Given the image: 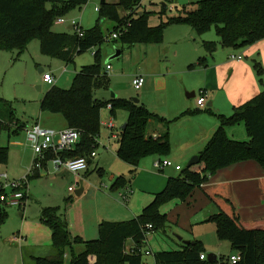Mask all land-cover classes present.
<instances>
[{"label":"trees","instance_id":"16d2710c","mask_svg":"<svg viewBox=\"0 0 264 264\" xmlns=\"http://www.w3.org/2000/svg\"><path fill=\"white\" fill-rule=\"evenodd\" d=\"M88 1L0 0V48L18 50L21 54L32 39H38L43 54L70 63L77 54L100 46L107 39L100 26L103 18L116 22L112 33L127 24V30L119 38L114 39L122 44L161 43L166 26L174 23H187L199 35L215 27L220 42L204 40L202 46L208 54H213L220 45L225 48L247 47L264 39V0H200L196 8H184L177 16L166 20L162 18L155 26L149 24L152 12L143 11L140 14L135 10L139 0H118L115 3L108 1L102 3L101 0L98 23L93 28L84 29L83 36L75 30L54 31L53 26L59 17L69 9ZM121 8L128 11L125 16H121ZM167 8L168 4L164 3L161 13L166 12ZM94 56L95 61L92 64L82 66L75 74L71 87L63 88L55 84L41 100L42 111L62 114L68 127L81 132L80 142L75 149L58 154L51 153L48 160L57 155L63 159L86 157L90 165L91 153L99 147L103 108L111 105L109 110L112 115H115L118 109L129 112L126 125L121 128L119 135L117 155L133 167L130 173L134 176L143 158L151 155L162 158L170 153L169 126L172 122L202 112V109H188L175 120H168L153 113L144 103H136L133 99L97 98L94 96L95 89L107 87L110 77L109 70L101 63L99 49ZM197 66H207V56H202L197 62L189 65L190 68ZM254 68L257 75L262 78L263 64L255 59ZM4 103L9 110L6 115L0 117V133L3 129L9 132L24 129L25 125L20 123L14 110L12 111L9 104ZM205 110L211 112V108ZM216 116L220 122L219 127L198 154L199 162L186 166L178 176L169 177L164 189L156 193L152 202L133 219L120 222L103 221L99 224L98 237L84 240L80 236L72 235L59 207L43 208L41 219L52 229L53 251L48 256H34L35 264H67L66 249L75 243H84L85 248L79 253H73L69 264H146L143 250L148 234L166 231L169 223L168 214L162 211V206L172 201L186 202L195 189L209 181L219 169L234 163L254 160L264 170V90L236 107L231 115ZM153 119L168 125L165 134L157 137L148 134V125ZM239 123L245 124L249 140H237L228 135L227 128ZM9 153V146L0 144V163H8ZM46 164L47 161L43 163L44 167ZM28 177L30 178L31 174ZM131 178L118 176L112 184V189L127 188ZM261 186L264 190V177ZM204 191L217 208L207 221L215 223L218 239L229 241L234 254L241 257L235 263L230 259L221 263L264 264V217L255 220L243 219L233 202L228 182H219ZM6 208L0 205L2 221L8 216ZM149 224L152 225L151 229L148 228ZM128 240L134 241L132 253L125 251ZM175 242L178 244L177 248L155 253L156 264L220 262V258L215 261L207 259L206 248L200 240L189 244L179 240ZM202 254L206 255L205 259H201Z\"/></svg>","mask_w":264,"mask_h":264},{"label":"rangeland","instance_id":"374dc122","mask_svg":"<svg viewBox=\"0 0 264 264\" xmlns=\"http://www.w3.org/2000/svg\"><path fill=\"white\" fill-rule=\"evenodd\" d=\"M108 1L115 3L118 0ZM199 1L200 0H173L171 2V0H139L135 10L139 12L144 8L146 11L152 12L149 17V24L155 26L161 22L162 18L166 20L169 17L177 16L179 11L184 8H196ZM100 3L101 0H89L86 4L69 9L62 17L69 20L78 19L81 22L82 28L85 30L93 28L98 23L99 11L96 9V6L100 5ZM164 3L168 4L169 8L166 9V12L161 13L164 8ZM127 12L128 11L121 8V16H125ZM115 25L116 22L112 19L107 18L102 20L100 22L101 31L105 37L107 36V39L102 45L92 47L81 54H77L74 61L70 63H66L58 57L43 54L38 39H32L27 49L21 54H19L18 50L10 51L0 48V117L6 115L9 110L8 106L4 103L6 102L10 105L12 111L14 110L19 121L22 120L28 124L36 122L40 118V101L45 93L55 84L63 88L71 87L75 73H77L82 66L92 64L95 61L94 54L99 49L103 67L106 68V65L110 64L111 69L108 71L110 77L108 86L95 89V97L104 100H110L114 97L125 99L139 98L141 101L145 99L153 112L158 113L160 116L169 115L170 118L167 119L175 120L181 112H177L176 109H171L172 111L170 112V106L167 102L168 98L175 101L181 96L185 102L189 103L195 98H189L187 92H198L201 88L199 84L203 81V71L198 70L197 67L190 68V63H186L185 57L188 51L185 50V44L188 42V44H191L196 49L200 48L205 51L202 47V42L203 40L210 39L209 37H212V35L217 37L216 28L212 27L204 34L199 35L193 30L191 25L187 23H174L166 26L161 43L138 42L134 45H130L122 44L119 40H114L111 37ZM68 27L69 22H55L53 29L57 32H65L68 31ZM185 35H187L186 37L189 41L184 40ZM193 38L195 40H193ZM250 46L226 48L215 56L217 58L221 57L225 60H231L230 56L232 54H244V60L248 61L250 65L252 64L254 68V60L257 59L261 62V59L258 54L252 55L251 53L247 54V52H245ZM118 49H123V52L115 56ZM212 57H210L211 60ZM41 67L45 70L44 72H49L54 75L56 78L54 84L43 82L42 78L44 72H40ZM66 69H68V71H66ZM136 74H143L146 76V79H149V77L154 79L160 78L161 80H159L158 84H167L168 89L159 91L153 85L147 86L148 90L145 96H143V90L135 89L132 83ZM256 76L259 86L262 88L261 91H263L264 75L261 78L256 72ZM183 77L193 85L198 86L185 89L182 85ZM217 96L219 102L224 101L225 95L223 91L217 90ZM53 114L55 113L45 111L43 120L50 119V116H53ZM56 115L62 120H65L62 114L56 113ZM102 116L104 118L107 117V108H103ZM113 116L114 115H111V118L117 123L118 129L127 122L129 112L125 109H118L115 116ZM187 116L192 117L193 114ZM177 123L182 130L183 123L176 120L171 127V151L168 155L163 156L162 159L167 158L171 160L172 139L179 135V132L176 131ZM234 126H236L234 129L235 131H230L229 136L234 133L239 139L248 138L244 123H239ZM24 130L20 129L17 132H9L7 129H3L0 133V144L4 146L9 145V143L11 144L13 138L26 135V127ZM242 130L243 136L241 134ZM113 142L116 143L114 148L105 151L107 156L117 155V142L116 140ZM11 148H13L12 145L9 148L10 151ZM203 149L204 148H202V150ZM12 156L15 162L11 163L12 170L17 172L19 170V163L17 161L16 152L14 153L12 151ZM100 156L101 154L97 155L99 158ZM194 156H190L186 160L183 169L188 166V163ZM119 162L125 166L123 161ZM9 164L0 163V184L4 181L2 175L8 174L7 167ZM50 165L49 169L51 171V167H53L52 163ZM29 170L24 176L29 174ZM89 172L90 174L88 173L89 175L86 177L90 179L87 180L88 183L101 187L102 185L104 186V183L108 182L107 178L109 173L107 170L103 171L102 174L97 167L95 168V165H92ZM156 172L160 173L159 170ZM180 173L181 172H177V175ZM32 174L33 173H31V175ZM54 178H56L55 173L51 171L50 174H47L46 170L43 171L41 178L37 177L33 179L30 177L29 180L32 187L29 199L21 208L15 206H8L6 208L8 216L3 221L0 219V264H35L34 256H48L52 253L53 247H50V243L53 242L52 229L49 224L39 218L41 216H37L36 211L40 210V206L42 205L47 207L57 206L59 207L60 213L64 210H71L74 208L71 206L72 199L77 198L78 195L76 191H74L71 195L72 198L69 197L66 199L70 194H68V188L73 184L76 189L81 186L77 181H67L64 176H61V179ZM165 186L166 184L155 193L163 190ZM153 199L154 197L152 200ZM167 204L162 206V211L168 214V212L171 211L169 210L171 205ZM174 204H176L175 201H173L172 206H174ZM180 214L182 222L188 221L189 212L187 210H181ZM197 217L198 218L192 219L196 234L201 235V233H204L207 236L210 235V237L213 236V238H217L215 223L200 220V214L197 215ZM170 222L168 223L169 227L166 228V231H155L148 235L149 241L146 243L143 250H151V254L144 253V261L148 264H156V252L177 248L175 240L178 241L179 239L176 235H180L184 238L193 236L192 233L186 232L184 229H180ZM185 239L189 240L187 238ZM130 244L131 243L128 242V245ZM220 247L221 251H219V254L221 257L219 264H222L221 262L230 259L233 251L229 241L224 240ZM71 249L72 247L66 249L67 254H65V261L67 263H70L72 258Z\"/></svg>","mask_w":264,"mask_h":264},{"label":"crops","instance_id":"0c3cea01","mask_svg":"<svg viewBox=\"0 0 264 264\" xmlns=\"http://www.w3.org/2000/svg\"><path fill=\"white\" fill-rule=\"evenodd\" d=\"M143 11L146 10L142 8L139 13L141 14L143 13ZM102 20L105 19L103 18ZM71 27L72 25L69 23L68 31L73 30V28L71 29ZM186 36L187 35H185L184 40L189 41ZM209 38L210 39H207V41H216L218 43L220 42V38H218V36L215 37L212 35V37ZM193 40L195 39L193 38ZM225 49V47H222L220 45L213 54H208L206 49L205 51H203L200 48L196 49L191 44H188V42L187 44H185V50L188 51L187 56L185 57L186 63L192 64L197 62L200 57L207 56V66H197L198 70L203 71V81L199 84L201 86L199 91L187 92V94H189V98L195 99H193L189 103L185 102L183 98H181V96H179L178 100L175 101H172L170 98H168L167 100L170 106V112L172 111L171 109H176L177 112L181 113L188 109H202V112L193 114L192 117L184 116L178 119V121H181L183 123V127L181 130L179 124L177 123L176 131L179 132V135L172 139V154L170 157L174 163L172 166L157 169L154 165V162L160 159V157L157 155H151L141 160L134 176H131L130 172L133 168L131 165L121 160L118 155L107 156L105 154V151L114 148V145L116 144L113 142L114 140H116L117 142L116 148L118 149L119 147V138H113L112 133L120 135L121 128L124 126V124L121 126V128L117 129L118 125L115 122V127L113 129H109L104 125L102 126L98 147V154H101V156L100 158L97 156L94 158L91 157V163L89 165V169L87 170L89 171L92 165H95V168L97 167L98 169H100V172L102 174L103 171L107 170V172L109 173L107 178L108 182L104 183V186L102 185L100 187L88 183L87 180L90 179L86 177L90 174V172L89 174L87 173V171L82 172L80 174H73L67 171L66 169L57 170L52 164L53 167H51V171L55 173L56 177L54 179H61V176H64L67 181H77L81 184V186H83L82 193L78 195L77 198L72 199L71 206H73L74 208H72L71 210L61 211V215L65 219V221H67L73 236H80L84 240L95 239L99 235L98 229L99 224L101 222L127 221L141 214L143 209L149 203L152 202V198L156 194L155 192L160 190L159 188H162L164 184H167L168 178L178 176L177 172H181L183 170V165L186 160L190 156L198 155L202 151V148L206 146L207 142L213 136L220 124L216 114H223L229 116L232 114V112H234L236 107L243 105L244 103L251 100L253 97L260 93L262 88L259 86V83L257 81V76L255 72L256 70L255 68H253L252 64L250 65L248 61L244 60V54H232L230 56L231 60H225L221 57L217 58L215 56L221 51H224ZM118 52L122 53L123 49H118L115 56H118ZM245 52H247V54L251 53L252 55L258 54L264 66V39L250 46ZM210 57H212V60L210 59ZM239 57H241V59H238ZM108 65L110 64L106 65V69H108ZM44 71L45 70L41 67L40 72L42 73ZM66 71H68V69H66ZM137 75L139 74H136L135 76ZM144 77L145 83L141 89V91L143 90L144 92L143 96H145V93L148 90L147 86L149 87L153 85L159 91L168 89L167 84H158L159 80H161L160 78L154 79L149 77V79H146V76ZM182 82V85L185 89H190L198 86L193 85L184 77L182 79ZM217 90L224 92V101L219 102ZM202 91L205 92L204 94L206 98V104L204 106H200L198 104V98L201 95ZM193 93L195 95L191 96V94ZM140 102L144 103L149 108V105L146 103L145 99H143V101L140 100ZM207 108H211L212 113L206 111L205 109ZM155 114L159 115L158 113ZM111 115L112 114L109 108H107V117L104 118L102 116V121H109ZM166 116L161 117H164L166 119L170 118L169 115ZM44 117L45 111L41 110L40 118L33 124L40 123L43 127L57 130H62L68 127L66 119L62 120L61 118H59L58 115H56V113L53 114V116H50V119L43 120ZM174 122H172L169 126L170 139L171 127ZM20 123L24 125L28 124L27 122H23L22 120H20ZM33 124L31 123L25 125V127H30ZM167 126L168 125L166 123L159 121L158 119H153L149 122L148 134H152L154 136H161L167 131ZM235 127L236 126H231L227 128L228 135H230V131H235ZM232 134L233 135H231L230 137L233 139L243 141L249 140V136L245 139H239V137L234 135V133ZM241 134L243 136V130ZM11 142V144L9 143V145H7L10 147L11 145L13 146V148H11V151L9 149L10 153L8 164H10L7 167L8 176L10 179H21L23 178L22 176H24L28 172L30 166L33 164L34 150L30 142L27 140L26 135L15 137ZM12 151L14 153L16 152L17 161L19 163V170L17 172L12 170L11 166V163H15L13 160ZM119 161H123L125 166H123ZM50 164L51 163H47L43 169L34 172L31 175V178H41L44 170H46L47 174H50ZM177 165H180L182 169L178 170L176 168ZM158 170L160 173L156 172ZM120 175H123L128 178L132 177L128 185L130 192L128 194L127 200H124L120 195L125 188L112 189L113 182ZM263 177V168L254 160L237 162L230 166L221 168L214 175L211 176L209 181L204 183L201 187L195 189V191L187 199L186 202L176 203L174 204V206H172L173 201L167 204L171 205V207L169 208V210L171 211L168 212L169 222L171 221L170 223L175 224L176 227L184 229L186 232L192 233L193 236L185 238L191 241L200 240L204 244L207 254L208 252H214L215 254H217L219 259L221 257V255L219 254V251H221L220 246L223 241H220L218 237L213 238V236L210 237V235L207 236L204 233H201V235L196 234L194 224L192 223V219L198 218L197 215L199 214L200 220L207 221L208 217L217 211V208L211 203V200L206 196L204 190L208 187L216 185L219 182H228L230 184V191L233 202L243 219L255 220L264 217V190L261 186ZM29 184L28 199L29 196H31L30 190L32 187V184ZM81 186L79 188H81ZM70 187H73L74 190L71 191ZM79 188L76 189V187H74V184L70 185L68 188V194H70L66 199H68L69 197L72 198V193L78 190ZM45 207L47 206H40V210L36 211L37 216H41L40 214H42V210ZM181 210H187L189 212V217L187 219L188 221H181ZM39 218L41 219V217ZM148 241L149 237L146 243H148ZM128 242H130L131 244L128 245ZM128 242V246L134 245L133 240H128ZM51 246L52 243H50V247ZM83 247L85 248L84 243L73 244L71 254L83 251ZM232 254H234V252ZM146 264L148 263L146 262Z\"/></svg>","mask_w":264,"mask_h":264},{"label":"built area","instance_id":"2783aa9c","mask_svg":"<svg viewBox=\"0 0 264 264\" xmlns=\"http://www.w3.org/2000/svg\"><path fill=\"white\" fill-rule=\"evenodd\" d=\"M96 9L100 10V5L96 6ZM57 23H67L69 22L73 30H75L80 36H83L84 29L82 28L81 22L78 19H65L64 17H59L56 20ZM127 24L123 26L119 31H116L111 34L113 39L119 38L126 30ZM238 59H241L239 57ZM108 70L110 69V65L107 66ZM43 81L48 84H54L56 82V78L52 73L44 72L43 73ZM133 86L137 90H141L145 83V77L143 75H137L133 78ZM205 92L202 91L201 95L198 98V104L200 106H204L206 104ZM111 105L108 106L110 109ZM102 126H106L109 129H113L115 127V123L113 118H110L107 122H101ZM27 140L30 142L33 150H34V161L29 170V174L34 173L37 170L43 169V163L47 161V163H52L57 170L66 169L67 171L73 174H80L82 172H86L89 169L88 158L86 157H76V158H67L63 159L59 155L48 160V156L51 153L58 154L63 151H71L75 149L77 144L81 139V132L72 127H67L62 130H55L43 127L40 123H35L30 127L26 128ZM113 138H119V135L116 133H112ZM155 137H157L155 135ZM98 155V149H95L91 156L92 158ZM154 165L157 169H162L167 166H172L173 162L167 158H160L154 162ZM176 168L182 169L180 165H177ZM28 174V175H29ZM25 176L21 179H10L8 174H3L2 177L4 181L0 184V205L1 206H15L21 208L26 200L28 199V184L29 177ZM70 190L73 191L74 188L70 187ZM130 192L129 187L125 188L124 191L120 194L124 200L128 199V194ZM148 228L151 229L152 225L149 224ZM149 235V234H148ZM147 241V240H146ZM134 245L128 246L126 245V252H133ZM146 254H151V250L143 251ZM206 255L202 254L201 259H205ZM239 254H234L230 257L232 263H235L240 260Z\"/></svg>","mask_w":264,"mask_h":264},{"label":"water","instance_id":"95a60500","mask_svg":"<svg viewBox=\"0 0 264 264\" xmlns=\"http://www.w3.org/2000/svg\"><path fill=\"white\" fill-rule=\"evenodd\" d=\"M106 0H102V3H104ZM166 7V6H165ZM73 27H71V29H72ZM121 53L120 52H118V54L117 55H120ZM195 94L193 93V94H191V96H194ZM187 96H189V94H187ZM133 100L136 102V103H138V102H140V99L139 98H133ZM210 105V104H209ZM126 124H124V126H125ZM123 126V127H124ZM199 156L198 155H196V156H194L191 160H190V162L188 163V166H190V165H192V164H196V163H198L199 162ZM82 191H83V186H81V188H79L78 190H76V193H77V195H80L81 193H82ZM177 236V238L180 240V241H182L183 243H185V244H189V243H194V241H191V240H186V239H184L182 236H180V235H176ZM207 259L209 260V261H215V260H217L218 259V256H217V254H215L214 252H208V254H207Z\"/></svg>","mask_w":264,"mask_h":264}]
</instances>
